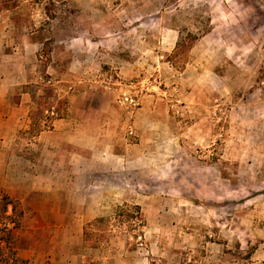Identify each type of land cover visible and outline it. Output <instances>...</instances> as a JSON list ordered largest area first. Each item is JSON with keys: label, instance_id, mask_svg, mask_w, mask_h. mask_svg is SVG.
Listing matches in <instances>:
<instances>
[{"label": "rangeland", "instance_id": "1", "mask_svg": "<svg viewBox=\"0 0 264 264\" xmlns=\"http://www.w3.org/2000/svg\"><path fill=\"white\" fill-rule=\"evenodd\" d=\"M10 2L0 264H264V0Z\"/></svg>", "mask_w": 264, "mask_h": 264}, {"label": "crops", "instance_id": "2", "mask_svg": "<svg viewBox=\"0 0 264 264\" xmlns=\"http://www.w3.org/2000/svg\"><path fill=\"white\" fill-rule=\"evenodd\" d=\"M5 81L7 80L0 78V180L4 179L3 174L5 172V166H7L9 162V155H15L14 153L12 154L9 152V150H11L13 147L10 138L11 136H14L16 132L19 131V129L24 127V120H27L28 118H25L24 116H28V113L31 109V104L27 103V93H23L25 100H22L21 103H12L10 91L15 90L16 87H11L10 84ZM19 110L22 111V116L18 119L17 113ZM27 126L28 125H26V127ZM83 135V132L78 133L77 131H74V128L70 124L69 120L57 119L50 129L41 131L37 140L42 145L49 147L51 150V159L54 161L55 156L57 157L59 155L56 151L62 147L67 148V146H69L70 150L75 144L81 148L88 147L89 144H86V141H83ZM69 157V161L65 160V164H69L72 173H74L76 170V165L74 161L75 156L72 151L69 152ZM55 163L61 165L62 161H56Z\"/></svg>", "mask_w": 264, "mask_h": 264}, {"label": "trees", "instance_id": "3", "mask_svg": "<svg viewBox=\"0 0 264 264\" xmlns=\"http://www.w3.org/2000/svg\"><path fill=\"white\" fill-rule=\"evenodd\" d=\"M10 1H16V0H0V10L2 9H11L17 6L16 4H10ZM139 209V207H137ZM13 211H15V207L13 208ZM140 212V211H139Z\"/></svg>", "mask_w": 264, "mask_h": 264}]
</instances>
